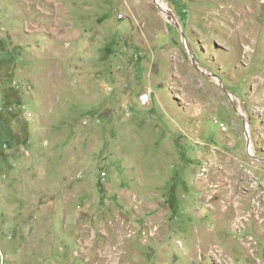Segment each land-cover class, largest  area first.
Wrapping results in <instances>:
<instances>
[{
  "label": "rangeland",
  "instance_id": "rangeland-1",
  "mask_svg": "<svg viewBox=\"0 0 264 264\" xmlns=\"http://www.w3.org/2000/svg\"><path fill=\"white\" fill-rule=\"evenodd\" d=\"M162 1L196 66L156 0H0V264H264V0Z\"/></svg>",
  "mask_w": 264,
  "mask_h": 264
},
{
  "label": "water",
  "instance_id": "water-1",
  "mask_svg": "<svg viewBox=\"0 0 264 264\" xmlns=\"http://www.w3.org/2000/svg\"><path fill=\"white\" fill-rule=\"evenodd\" d=\"M167 17H169V18L172 17V18H173V14L169 12V15H168ZM174 25H176V27L178 28V30H179L180 33H181L182 42H183V45L185 46V48H186V50H187L189 60L193 63V65L196 66V63H195V61H194V58H193L192 54L189 52V50H188L187 42H186V39H185V37H184V34H183V31H182L181 27L178 25V23H177V24H174ZM209 76L212 77L213 79H215V80L218 81V83H219L220 86L222 87L223 91L228 95L229 99L232 101V100H233V97H232V96L228 93V91L224 88V86L222 85L221 81H220L217 77H215L213 74H210ZM240 115L243 117V119H244V121H245V117H244L242 114H240ZM245 123H246V121H245Z\"/></svg>",
  "mask_w": 264,
  "mask_h": 264
},
{
  "label": "bare ground",
  "instance_id": "bare-ground-1",
  "mask_svg": "<svg viewBox=\"0 0 264 264\" xmlns=\"http://www.w3.org/2000/svg\"><path fill=\"white\" fill-rule=\"evenodd\" d=\"M156 1H157L156 3L158 4L160 10H161L166 16H168V15H169V10L166 9V6H165V4L163 3V1H162V0H156ZM168 18H169V17H168ZM169 19H170L171 21H173L174 24H177L176 21L174 20V18L170 17ZM214 80H215V79H214ZM215 81L218 83L217 80H215Z\"/></svg>",
  "mask_w": 264,
  "mask_h": 264
}]
</instances>
